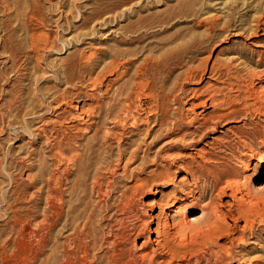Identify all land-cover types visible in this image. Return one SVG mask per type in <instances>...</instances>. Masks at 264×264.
I'll return each mask as SVG.
<instances>
[{
	"label": "rangeland",
	"instance_id": "obj_1",
	"mask_svg": "<svg viewBox=\"0 0 264 264\" xmlns=\"http://www.w3.org/2000/svg\"><path fill=\"white\" fill-rule=\"evenodd\" d=\"M106 2L0 0V264H264V0Z\"/></svg>",
	"mask_w": 264,
	"mask_h": 264
},
{
	"label": "bare ground",
	"instance_id": "obj_2",
	"mask_svg": "<svg viewBox=\"0 0 264 264\" xmlns=\"http://www.w3.org/2000/svg\"><path fill=\"white\" fill-rule=\"evenodd\" d=\"M102 1V0H101ZM100 0H94V13H95V15L97 16V17H99L98 15H99V7L101 6V5H106L107 4V0L106 1H104L103 3L101 2ZM206 1V0H205ZM193 3V2H192ZM231 7V6H230ZM203 9V8H202ZM204 9H206V8H204ZM234 9V8H233ZM238 10H239V8H237ZM201 10V9H200ZM200 10H198V11H200ZM207 10H208V8H207ZM203 11V10H202ZM204 12V11H203ZM231 12V11H230ZM236 13V12H235ZM93 14V13H92ZM101 14V13H100ZM240 15V14H239ZM94 16V15H93ZM194 16H197V13H195V15ZM201 16V15H200ZM234 16H236V15H234ZM234 16H230L228 19H225L224 21H222V22H220L219 20H220V18H218V17H216L215 19L214 18H212L211 20H209L208 18V20H206V23H208V25H209V27L208 28H206L205 30H206V32H204V35H202L203 33H201V41H199V42H197L196 44H197V48H196V50H194V52L192 53L193 54V56H194V54H203V53H205V52H207L208 53V51H210V48L212 47V46H214L218 41H219V43H220V40L222 39V38H225V37H227L228 35H230L231 34V32L233 31L232 29L233 28H236L238 25V22H241L242 23V25H244L243 23H246V21L244 20V18H243V20L241 19V20H238V19H236V18H234ZM249 16V15H248ZM193 17V16H192ZM100 18V17H99ZM108 18V17H107ZM198 18V17H197ZM242 18V17H241ZM240 19V18H239ZM249 19V18H248ZM247 19V20H248ZM195 20H196V18H195ZM191 21H193V20H191ZM202 21H204V20H202ZM253 21H255V20H253ZM105 22H106V20H105ZM204 23V22H203ZM241 23H239V24H241ZM263 24H264V22H263ZM197 25V24H196ZM245 25H247V24H245ZM197 27V26H196ZM195 27V28H196ZM245 27V26H244ZM248 27V26H247ZM252 27V26H251ZM254 28V27H253ZM245 29V28H244ZM247 29V28H246ZM249 29H251V28H249ZM249 29H248V32H249ZM232 30V31H231ZM255 30V29H254ZM240 31V30H239ZM246 31V30H245ZM251 31H252V29H251ZM250 31V32H251ZM252 32H254V31H252ZM251 32V33H252ZM255 33H257V31L255 32ZM249 34V33H248ZM194 35V34H193ZM197 35V34H196ZM232 35V34H231ZM244 35H246V34H244ZM198 36V35H197ZM196 36V37H197ZM178 37V36H177ZM194 37H195V35H194ZM188 38H189V36H188ZM197 38H199V37H197ZM197 38H194L196 41H198L197 40ZM193 38L191 39V40H194ZM227 39H229V38H227ZM189 40V39H188ZM194 40V41H195ZM174 41V40H173ZM177 42V41H176ZM193 42V41H192ZM223 42V41H222ZM193 43H195V42H193ZM193 43H192V45H189V44H191V41H189V44H188V42L187 43H185V44H187V45H189V47L190 46H193ZM184 44V46H186ZM218 46V45H217ZM241 46V45H240ZM180 47V46H179ZM183 47V46H182ZM175 48H177V50H178V47H175ZM180 49V48H179ZM193 49V48H192ZM195 49V48H194ZM176 49H175V51H177ZM212 50V49H211ZM246 50V49H245ZM245 50H243V49H238V53H239V55H240V57H246L247 59H249V61L251 62V63H254V60H252V59H250L251 57H250V54L251 53H249V52H246ZM180 51V50H179ZM179 51H177V53L179 52ZM182 52H183V50H182ZM187 52V51H186ZM189 52H191V51H188V54H189ZM174 54H175V52H174ZM180 54V53H179ZM183 54V53H182ZM210 54V53H209ZM208 54V55H209ZM181 57V56H180ZM197 57V56H196ZM202 57V56H201ZM178 58V57H177ZM186 58V57H185ZM195 58V57H194ZM198 59V58H197ZM196 59V60H197ZM203 59V58H202ZM201 59V60H202ZM207 59V58H206ZM239 59V58H238ZM176 60V59H175ZM181 60V59H180ZM195 60V61H196ZM200 60V61H201ZM240 60V59H239ZM194 61V62H195ZM199 61V60H198ZM203 61V60H202ZM206 61V60H205ZM190 62V61H189ZM175 63H177V62H175ZM183 63V62H182ZM186 63V62H185ZM231 63V62H230ZM233 64L235 63V62H232ZM261 63H262V61H261ZM173 64V63H172ZM179 64V63H178ZM203 64H204V62H203ZM232 64V65H233ZM254 64H257V65H260V62H258V63H254ZM180 65V64H179ZM186 65H188V64H186ZM207 67V66H206ZM227 67H231L230 66V64H229V66H227ZM179 68V67H178ZM190 68V67H189ZM240 69H241V67H240ZM220 70V69H219ZM219 70H218V72H219ZM229 70V69H228ZM245 70V69H244ZM213 71V70H212ZM214 71H215V69H214ZM233 71V70H232ZM217 72V73H218ZM172 73V72H171ZM221 73V72H220ZM194 74V73H193ZM213 74V72H211V75ZM262 75L264 74V72H262L261 73ZM260 74V75H261ZM192 75V74H191ZM217 75V74H216ZM252 74L250 73V76H251ZM254 75V74H253ZM252 75V76H253ZM256 76L258 75V74H255ZM180 76V75H179ZM178 76V77H179ZM187 76V75H186ZM213 76H215V74H213ZM220 76V75H219ZM222 76V75H221ZM181 77V76H180ZM184 77V76H183ZM189 77V76H188ZM261 77V76H260ZM260 77H259V79H260ZM197 78V77H196ZM220 78V77H219ZM262 78V77H261ZM183 79V78H182ZM191 79V78H190ZM176 80V79H175ZM203 80V79H202ZM192 81V80H191ZM195 97H197V96H195ZM199 98V97H198ZM197 98V99H198ZM207 106V101H202L201 103H199V104H197V105H193L192 107H193V111L194 110H196L197 108H200V107H206ZM202 114V113H201ZM211 118V117H210ZM225 119V117H221L216 123H215V127H217L218 126V124L219 123H221L223 120ZM210 120V119H209ZM202 123L201 124H199L198 125V129H202V128H204V127H206L207 125H208V120L205 118V117H203V119H202ZM208 127V126H207ZM215 127L213 128L212 127V129H215ZM211 129V128H210ZM133 155H135V153L133 154H131V156L133 157ZM131 157V159H133L134 160V158H132ZM138 158V157H137ZM160 175V174H159ZM170 180V179H169ZM263 189V188H262ZM222 195H225V192L223 191L222 193H221ZM152 207V206H151ZM154 207V206H153ZM209 209V208H208ZM207 211V208H205V209H203L202 208V212L204 213V212H206ZM164 212L165 211H163V212H159L156 216H148L146 219V221H143V226H141L142 228H141V230H137L138 228L137 227H139V226H137L136 228L134 227L133 228V231L136 233L137 232V234H138V236H146L147 235V233H149V232H151V234L152 235H148L147 237H146V239H145V241L143 242V244L140 246V248L141 249H147V248H149V246H159L160 245V243H161V233H160V230L158 229L157 231L155 230V231H150V226H151V224L153 223V222H155V220H157L158 222H161L162 221V217H163V215H164ZM192 212V210H191V208H190V210H189V207H187V206H184V207H181V209H180V213H179V215H180V217L181 218H183V226L185 227V228H187V229H192V228H194L196 225H197V223H198V220L199 219H201V218H203V214L201 213V216L200 217H198V218H189V214ZM208 212V211H207ZM166 213V212H165ZM166 216V215H165ZM206 217V216H205ZM208 218V217H207ZM181 221H182V219H181ZM139 222V221H138ZM163 222V221H162ZM138 224V223H137ZM139 225V224H138ZM142 225V224H141ZM172 226V225H171ZM160 227V226H159ZM158 227V228H159ZM132 229V228H131ZM200 231V230H199ZM207 231H209V232H206L205 233V235H207V236H209L210 235V227H209V229L207 230ZM153 235L154 236H156V237H154L153 238ZM125 238V237H124ZM127 239V238H126ZM130 239V238H129ZM125 240V239H124ZM131 241V240H130ZM163 242V241H162ZM158 248V247H157ZM159 249V248H158ZM157 249V250H158ZM156 250V251H157ZM168 251V250H167ZM155 252V251H154ZM159 252V251H158ZM152 253H153V249H152ZM215 254V253H214ZM146 255V254H145ZM144 255V256H145ZM154 255V254H153ZM72 256H74V255H72V254H68V255H65V261L64 262H62V263H59V264H78L77 263V261H76V259L74 260H72ZM143 256V255H142ZM150 256H152V255H150ZM64 257V256H63ZM141 257V256H140ZM229 257V256H228ZM231 257V256H230ZM141 258H143V257H141ZM146 258V257H145ZM150 258V257H149ZM156 259V258H155ZM152 260V259H151ZM139 261V260H138ZM217 261V260H216ZM144 261H143V259H142V261H140V262H136V264H144L143 263ZM145 262H149L150 264H152V262H150V261H145ZM209 263V262H208ZM200 264V263H199ZM217 264V263H216Z\"/></svg>",
	"mask_w": 264,
	"mask_h": 264
}]
</instances>
